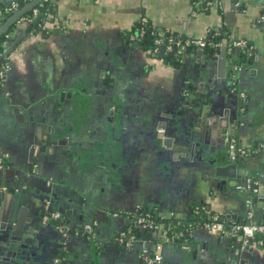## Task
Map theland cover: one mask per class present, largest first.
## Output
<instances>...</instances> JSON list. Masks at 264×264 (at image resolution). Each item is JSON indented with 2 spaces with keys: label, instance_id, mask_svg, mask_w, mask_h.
<instances>
[{
  "label": "flooded vegetation",
  "instance_id": "obj_1",
  "mask_svg": "<svg viewBox=\"0 0 264 264\" xmlns=\"http://www.w3.org/2000/svg\"><path fill=\"white\" fill-rule=\"evenodd\" d=\"M20 7L19 5L18 9ZM33 8L35 7H32V10ZM39 8L38 6V13L31 20L39 13L41 14ZM207 9L219 10L217 8ZM13 12L0 15V26ZM31 13L23 15L20 19L25 22L26 17ZM50 13L46 11L41 16L49 18ZM142 18L134 25V32H132L129 41L141 48L148 60L152 61L147 64L146 73L149 71L154 73L158 69V63L168 65L174 71L170 77L171 80L169 79L171 84L167 83L164 86L166 89L158 95L159 98H155L156 96L152 91L147 90L145 81L139 80L137 76V78L130 77L128 81L127 77L123 74L118 75V70L112 67L110 69L113 71L112 77L110 75L105 76V74L102 76L104 77V84L102 83V91L99 92L102 95L99 98V106L96 108H94L95 103H93V107L90 106L92 100L84 98V95L80 97L78 93L73 95L75 98H71V92H59L55 94L54 100H52L51 117L47 125L39 126L31 119L34 127H40L42 130L43 138L38 151L49 152L48 158H52L54 163H48V165L59 170L62 177H66V180L63 181L43 175L36 168L37 155L33 157L31 169L18 170V172H23V177L39 179L32 195L39 201L40 211L34 216L25 218L33 221V225L44 228L51 227L52 230L58 223L64 226L62 232L55 228L57 230L55 233L60 236L59 240H62L63 243L59 244L60 249L56 252V257L43 264H67L65 252L67 251L66 248L68 249V244L65 241L69 236L70 229L67 220L70 217L65 212L70 214V210L75 207L78 208L77 205L89 204L88 201L92 200L88 195L82 198L77 195L82 186L79 183H76L77 186L73 185L75 178L80 183L89 182L91 178L97 181L101 185V189L111 190L115 199L114 202L125 204L123 207L129 204L128 202L131 205L136 204L135 198L142 197L143 202L132 210L106 211L105 219L107 221L115 220L121 216L127 219V214L133 210H142L154 215L161 225L160 230L154 231L157 232V238H152L153 231L139 233L133 245L126 248L133 249L137 244H143L139 258L145 264L163 263L164 248L161 250L159 261L147 262L145 255L149 258L154 256L157 240L176 233L180 237L179 241L185 238L188 240V249H180L175 243L164 244V246L170 245L175 253L176 250L180 251L185 257V264H197V261L192 259L195 257L196 247L189 239L190 235L186 237L187 231L189 233L192 231L188 224L194 220L191 211L195 206L190 207L189 211L192 219L190 217L185 225L179 223L180 227H178L176 226V211L172 210V206L169 204L176 200V167H180L177 164L183 161L184 157L190 155L191 158L201 161L202 166L205 167L203 175L209 179L211 170L208 168V162L215 158H220L225 165H234L241 160L242 164H250L252 161L256 164L250 168L252 170L248 169L246 173L241 170L246 175L242 184L248 176H253L258 171H264V157L262 156L264 153V71H261L264 64L258 65L254 59L251 60L243 52L236 53L238 48L241 50L246 48L250 52L256 46L250 44L246 39L243 46H235L233 43L240 39L232 38L228 31L220 28L217 29L221 31L219 35L213 37L210 34L206 35L207 33L204 35L205 38H209L205 47L186 48L179 54L166 52L164 58L151 57L152 53L157 55L159 46L164 42L165 34L173 33L162 34L145 18L147 20L145 28H147L146 32L150 36L149 40L146 33L142 36L138 33ZM263 19L264 15L258 18L255 22L256 27L261 24L260 27L263 29ZM46 25L47 23L44 27ZM10 30L11 28L5 33L4 40L8 38ZM155 38H162L163 40L157 48L154 47ZM2 42L0 43V67L6 63L8 69L4 73L0 87L4 86L7 74L11 69L10 52L5 53L8 46ZM205 50L206 56L203 59L199 56ZM195 52L196 55L191 60L189 55ZM172 55L174 58L170 62L169 58ZM208 58L212 61L207 69L209 70L215 61L221 72L220 75L226 82V88L223 89L226 92L225 95H216L213 93L214 91H210L209 87H205V84L210 83L211 90H213L212 80L199 84L201 81L197 79L196 74L210 61ZM189 60L192 62L193 71L191 74L187 73V78L185 77L181 83L176 106V66L184 69ZM246 68H248L249 74H246L248 72ZM250 75H252V80L256 82L254 88H251L250 84L246 82L247 79H251ZM152 87L154 86L152 85ZM75 100L76 103L79 101L84 109L82 114H79L82 117V127L94 128L91 132L81 130L83 134H77L78 136L71 134L73 131V110L76 108ZM208 104H211V108L208 110L213 113V116L216 115V118L219 116L221 124H223L216 137H213L209 130H205L204 123L196 126L200 117L194 112V109L197 110L198 107H202L199 113L201 117H204L208 112ZM216 104L219 107L217 109ZM213 116L206 119L214 121ZM201 130L202 135H198ZM213 131L216 130L210 132ZM176 134L180 138L185 137L188 143L177 142L178 144H176ZM191 139L193 142H190ZM231 148L236 154L234 158H231L230 155ZM176 149L179 150L178 153H176ZM13 165L14 163L7 161L6 156L0 151L1 172L14 169ZM1 175L2 173L0 174V228L4 230H1L2 233L0 232V264H37L36 259L33 258L32 261L29 259L31 253L28 252V249L26 256L22 253L24 249L8 243L9 238L16 240L17 236L5 238L8 235V228L22 220L24 207L22 209L20 199L22 198L21 194L28 192L26 190L27 185L22 181V178L18 177L16 170L12 181L10 179L12 184L9 181L5 182ZM212 180L218 181L215 178ZM232 184L233 182L229 180L227 184H222L220 187L226 185L227 188H231ZM258 186L259 184L256 187L258 188ZM59 187L71 189L65 192L63 189L59 190ZM235 189L247 192L245 188L239 190L235 186ZM139 202H141L140 198ZM68 203L74 207L71 206V209H67L65 205H69ZM60 207L64 213L60 212ZM129 207L131 206L126 208ZM55 211L59 213L58 220H53L50 217L51 213ZM243 211H245V205ZM17 212L19 216L15 218ZM94 215L86 218L88 221L84 220L79 229L80 234L84 235L88 242L87 250L89 249L91 258L97 253L95 251L97 242L93 238L97 226ZM220 215L227 220L230 219L223 213ZM44 217H47L45 221L43 220ZM79 217L82 216L79 215ZM198 224L203 226L200 222ZM88 225L90 228H87ZM178 228L180 229L178 230ZM120 230L121 228L114 231L116 242ZM14 232L15 235L20 233L19 229H15ZM182 236L183 238H181ZM225 236L229 239V248L226 250L225 257L221 258L220 261L217 259L214 261V256L209 253L203 264H264V247L253 244L247 249L236 252L237 242L229 235ZM88 264H93V261Z\"/></svg>",
  "mask_w": 264,
  "mask_h": 264
},
{
  "label": "crops",
  "instance_id": "obj_2",
  "mask_svg": "<svg viewBox=\"0 0 264 264\" xmlns=\"http://www.w3.org/2000/svg\"><path fill=\"white\" fill-rule=\"evenodd\" d=\"M11 2L12 0H0V7H7ZM49 2L52 21L47 22L42 30L30 31L13 48L9 54L11 69L4 86L0 87V151L6 156L7 161L14 163V169L5 172L0 170V174L2 173L1 177L5 182L11 183L16 170L18 177L27 185L28 192L21 194L20 199L22 209L24 207L20 221L24 228L33 225V221L25 217L34 216L40 211L39 201L32 195L39 179L23 177V172L18 170L31 169L33 157L37 155L36 168L43 175L66 180L59 170L48 165L54 163L52 158H48L50 153L38 151L43 138L42 130L40 127H34L31 121L34 120L39 126L48 124L55 94L71 92L72 98L79 93L80 97L84 95V98L92 100L90 106L93 107L95 103L96 108L102 95L99 93L102 91L104 80L102 76L105 74L112 77L113 71L110 70L112 67L118 70V75L123 74L127 77L128 81L130 77H138L139 80L145 81L147 90L152 91L155 98L160 97L158 95L164 92L166 89L164 86L169 83V79L171 80L173 68L162 63H158V69L154 73L153 71L146 73L147 64L152 61L148 60L141 48L129 41L134 32V25L140 18H147L162 34L171 32L180 37H201L207 32L212 33L223 28L232 38L246 39L250 44L257 46L263 35L255 22L262 12L264 13V0H223L224 7L221 10L207 9L201 0H49ZM237 3L239 5H236ZM10 35L11 33H8V37ZM4 41L2 44L8 46L10 40L7 38ZM195 55L196 52L190 53L189 58L194 59ZM191 63L189 60L184 69L176 66V106L181 83L187 73L191 74L193 71ZM246 70L248 71V68ZM207 73V77L214 84V89L211 90L210 83L205 84V87H209L216 95H225L223 89L226 88V82L223 78H218L221 72L215 61ZM246 74H249V71ZM250 76L251 79H247L246 82L254 88L256 82L252 80V75ZM216 79H219V82H215ZM74 102L76 103V100ZM79 104L78 101L73 110L72 136L83 134L81 130L89 132L94 130L92 127H82V117L79 114H82L84 109ZM210 134L216 137L217 132L213 131ZM177 142L188 143L185 137L180 138L176 134V144ZM86 143L89 144L87 141ZM178 152L176 149V153ZM253 164L256 165L251 161L250 168L254 167ZM177 165L180 167H176V200L169 203L172 210L176 211V226L180 227L179 223L185 225L190 218V207L197 205L206 206L212 215L226 213L230 217L229 221L243 218V201L247 194L235 189L242 181L237 176L233 177L234 172L232 177H228L233 182L232 187L227 188L226 185L220 187L222 185L220 180L214 181L211 177L209 179L204 177L205 167L201 161L191 158L190 155L184 157ZM263 172L253 173V177L259 184L258 194L254 198L255 218L264 222V184L262 180L260 182ZM76 183L82 186L77 195L81 198L88 195L92 202L77 205L78 208L70 210V214L65 212L70 217L67 220L69 236L65 241L68 244L65 252L66 263L88 264L93 261V264H145L139 258L143 244L126 249L115 241L114 231L125 227L127 219L122 216L115 220L105 219L106 211L132 210L143 202L142 197L135 198L136 204L131 205L128 202L130 205L123 207L125 204L114 202L111 190L101 189V185L92 178L86 183L84 181L80 183L75 178L73 185ZM62 189L59 187V190ZM70 189L64 187L63 190L66 192ZM68 204L65 207L71 209L72 205ZM128 206L131 207L126 208ZM94 212L97 216L95 218L97 226L93 238L97 242L95 250L97 253L91 258L89 249L87 250L88 242L85 236L80 234L79 229L83 221L92 217ZM18 214L17 212L15 218H18ZM39 229L35 234L45 246V255L37 258L36 262L43 264L56 257L55 254L60 249L59 244L63 243L59 240L60 236L55 233L57 231L55 228L52 230L53 228L47 227L45 231L43 227ZM190 234L189 239L196 247L195 257L192 259L197 261V264H203L209 253L217 261L225 257L229 248V239L225 234L212 235L199 224L194 225ZM163 248L165 258L161 264H185V257L180 251L176 250L175 253L170 245Z\"/></svg>",
  "mask_w": 264,
  "mask_h": 264
},
{
  "label": "built area",
  "instance_id": "obj_3",
  "mask_svg": "<svg viewBox=\"0 0 264 264\" xmlns=\"http://www.w3.org/2000/svg\"><path fill=\"white\" fill-rule=\"evenodd\" d=\"M202 4L205 8H217L221 10L223 8L222 0H201ZM238 5V3L236 4ZM39 6V5H38ZM38 6L33 8L31 15L26 17L27 21H30L33 16L38 13ZM19 2L17 0H12V2L7 7H0V15L4 13H11L14 10L18 9ZM46 17V16H45ZM147 24V20L142 18L140 20V26L138 27L139 35H144L146 33L145 26ZM220 30H216L212 33L207 32L206 35L210 34L213 36L219 35ZM165 51L168 53H181L186 48L191 47H205L209 41V38H205V36L201 37H180L176 36V34H165ZM162 38L154 39V47H158L162 43ZM245 44L244 40H238L233 43L235 46H243ZM8 69V65L6 63L2 64L0 67V83H2L3 76L5 71ZM231 158H234L235 151L231 148L230 151ZM246 181L236 186L237 189H244L247 191V195L244 198L245 211L243 218L238 221H229L226 218H223L220 214H213L207 221L202 222L206 231L212 235H229L237 242L236 252H240L244 249L249 248L250 246L257 245L264 247V222L259 221L255 218V205L254 198L258 194L257 185L258 181L254 179L253 176H248L245 179ZM207 213V208L203 205H198L193 207L191 214L194 218L193 221L188 224V227L193 228L195 224L198 225V221H195V218ZM50 217L53 220H58L59 213L52 212ZM191 217V218H192ZM47 217H44L45 221ZM63 225L58 223L55 225V228L62 232ZM87 228H90L89 225ZM161 229L160 222L154 217V215L149 212H145L142 210H136L127 214V225L119 231L117 235V242L125 248H130L135 240H137V234L146 233L148 231L154 232ZM138 231V233H136ZM187 237V236H186ZM179 235L171 234L168 236H164L162 239L157 240L155 244V254L151 258L145 255V260L147 262H156L161 258V250L164 244L175 243L178 248L187 250L188 240L185 238L179 241Z\"/></svg>",
  "mask_w": 264,
  "mask_h": 264
},
{
  "label": "water",
  "instance_id": "obj_4",
  "mask_svg": "<svg viewBox=\"0 0 264 264\" xmlns=\"http://www.w3.org/2000/svg\"><path fill=\"white\" fill-rule=\"evenodd\" d=\"M39 1V0H34L33 2L27 4V5H23L22 7H20L19 9H17L16 11H14L10 16H8L5 21L3 22V24L0 26V35L3 33H6L9 28H11L10 32L11 35L8 37V39L10 40V43L8 45V47L6 48L5 53L8 54L9 52L12 51V49L22 40V38L24 36H26L30 31L33 30H42L44 29V25L47 22H51L52 19H50L51 14H49V18L45 17L43 18L39 23V18L41 16V14L39 13L36 17H34L33 20L31 21H22L20 18L23 16L24 12L26 10H30L34 5L35 2ZM264 15V13L262 12V14L259 17H262ZM38 23V24H37ZM37 24L36 29H33L34 25ZM261 24L257 25V28L260 27ZM262 26L263 29L260 27L259 29L261 30V32L263 33L262 35V39L260 40L259 43H257V46L255 48H253V50H251L250 52L247 51V49H243L241 50L240 48L236 49V53H240L243 52L244 54L248 55V57L253 60L254 62H257L258 65H263L264 64V19L262 22ZM225 51V50H224ZM202 55H200L199 57H202L204 59V56H206V50L203 51L202 53H200ZM166 55V51H165V41L163 42V44H161L159 46L157 55H155L154 53L151 54V57H155L156 58H164V56ZM224 55V54H223ZM208 56V55H207ZM166 57V56H165ZM173 55L171 58H169L170 62L173 61ZM168 59V58H165ZM210 61L206 64L205 67L201 68V71L197 72L196 77L199 81L205 83L206 81L209 82L211 79H209L207 77L208 73V65L210 64V62L212 61V59L208 58ZM176 61H178V58H176ZM261 71H264V68H261ZM206 72V73H205ZM218 78H223L222 75H219ZM219 79H216L215 82H219ZM211 104L207 105V110L209 108H211L210 106ZM202 106V105H201ZM202 108V107H201ZM201 108H197V110L194 109V112L200 117L198 119V124L196 125L197 127L199 126V124L204 123V128L205 130H209V133H211L210 131L212 130H216V132L218 133V131H220V128L223 124H221V121L219 119V116L216 115L213 116V113L211 111L208 110V112L205 114V116L201 117L199 111L201 110ZM236 113V112H234ZM215 118L214 121L212 120H208L206 119L207 117H212ZM223 127V126H222ZM198 135H202V130L199 132ZM190 142H193V139L190 140ZM182 149H184L182 147ZM262 156L264 157V153H262ZM208 165L211 170L210 173V177H212L213 179H217L222 181L221 184H227L229 182L228 177H232L233 176V172H234V176H237L238 179L240 181H244V178L246 177V175L244 174V172L242 171H246L250 169L249 163L247 164H242V160L240 162H238L237 164L234 165H225L224 163H222V161L220 160V158H215L213 161L208 162ZM225 177V179H223ZM262 180V184H264V172L261 176ZM242 192H245L242 190ZM247 193V192H245ZM61 213H64V210H62V208H59ZM96 212L93 213V215ZM226 215V213H224ZM96 214H95V218H96ZM226 217L228 218V215H226ZM39 228H42L40 226H36V225H30V226H25L21 224V221H17V223L11 227L8 228V235H6L5 238L7 237H13L17 236L15 239L13 240L12 238H9L8 243L12 244V245H16L17 247H19L20 249H24L22 251V253H24V255L27 256L26 254V250L28 249V252L31 253V255L29 256V259L32 261V259H37L40 257H43L45 255V246L43 243H41L39 241V238L36 236V231L40 230ZM15 229H19L20 233L18 235H15L16 233L14 232ZM45 228L43 227V231ZM1 230H4L3 228H0V232L2 233ZM15 233V234H14ZM191 235L188 231L186 236ZM226 235V234H225ZM157 232H153L152 234V238L156 239L157 237ZM31 247V249H30ZM215 261V258H214Z\"/></svg>",
  "mask_w": 264,
  "mask_h": 264
},
{
  "label": "trees",
  "instance_id": "obj_5",
  "mask_svg": "<svg viewBox=\"0 0 264 264\" xmlns=\"http://www.w3.org/2000/svg\"><path fill=\"white\" fill-rule=\"evenodd\" d=\"M18 2H19V5L22 7L23 5H27V4H29V3H31V2H33L34 0H17ZM39 5V9H40V12H41V14H43L44 12H51V5L49 4V1H46V0H39V1H36L35 2V5L33 6V7H36V6H38ZM31 10H32V8L30 9V10H26L25 12H24V14L23 15H27V14H30L31 13ZM44 18V16L42 15V16H40V18H39V21H38V23L42 20ZM37 23V24H38ZM37 24H35L34 25V27H33V29H36V27H37ZM37 31V30H36ZM146 37H150L149 36V34L146 32ZM5 36H6V34L5 33H3V34H1L0 35V43L4 40V38H5ZM154 38V37H153ZM149 40H150V38H149ZM0 46H1V44H0ZM1 48V47H0ZM209 214H211L210 212H208V214H206V213H204V214H202V215H200V216H198V217H196L195 218V221H198V222H200V223H202V222H204V221H207L211 216H212V214H211V216L209 215ZM192 219V218H191ZM190 219V220H191ZM136 233H138V231H136ZM181 238H183V236L181 237Z\"/></svg>",
  "mask_w": 264,
  "mask_h": 264
},
{
  "label": "rangeland",
  "instance_id": "obj_6",
  "mask_svg": "<svg viewBox=\"0 0 264 264\" xmlns=\"http://www.w3.org/2000/svg\"><path fill=\"white\" fill-rule=\"evenodd\" d=\"M191 217V216H190Z\"/></svg>",
  "mask_w": 264,
  "mask_h": 264
}]
</instances>
